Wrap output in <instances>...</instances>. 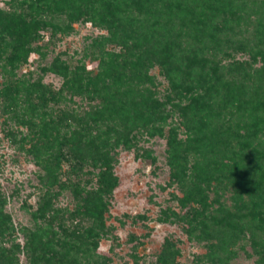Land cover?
Listing matches in <instances>:
<instances>
[{"label": "trees", "instance_id": "obj_1", "mask_svg": "<svg viewBox=\"0 0 264 264\" xmlns=\"http://www.w3.org/2000/svg\"><path fill=\"white\" fill-rule=\"evenodd\" d=\"M6 4L0 7V108L25 128L19 146L28 145L24 151L41 174L31 225L19 229L21 243L13 241L0 192V264H20L19 253L25 264H102L95 249L111 231L104 214L117 185L116 148L136 147L142 132L162 135V125L173 116L186 134L180 138L177 127L169 126L167 164L184 212L178 218L169 214L184 222L189 240L207 244L206 262L196 256V263L228 264L218 256L215 240L245 235L264 261V0ZM79 22L106 33L83 50L97 60L94 70L56 56L41 66V78L15 76L30 52L44 57L47 44ZM42 32L48 33L45 43ZM107 44L118 50H105ZM237 53L241 59H235ZM153 66L166 81L161 97L148 73ZM45 73L61 78L58 88L42 81ZM7 135L15 142L14 134ZM191 155L201 160L194 157L186 173ZM140 156L148 157L147 151ZM67 159L71 164L64 170ZM226 184L227 205L220 201L229 191ZM63 191L69 205L57 203ZM177 254L165 239L155 261L179 264Z\"/></svg>", "mask_w": 264, "mask_h": 264}, {"label": "rangeland", "instance_id": "obj_2", "mask_svg": "<svg viewBox=\"0 0 264 264\" xmlns=\"http://www.w3.org/2000/svg\"><path fill=\"white\" fill-rule=\"evenodd\" d=\"M6 1L8 0H0V7L6 8ZM72 28L68 35H57V40L47 44L46 50H43L44 57L30 52L26 61L15 69V76L26 77L30 74L31 79L41 78V66L48 64L56 56L72 65L81 61L87 70H94L97 60L92 59L91 55L83 56V50L91 38L106 34L105 31L93 27L89 22L74 23ZM42 34V43H45L48 33ZM38 44H41V41ZM114 48L118 50L113 44L105 46V50ZM243 58L246 59V56ZM235 59H241V55L235 54ZM260 65L258 62L254 67L260 68ZM148 73L155 77L156 92L161 97L165 93V79L159 75L155 66L151 67ZM42 81L58 88L61 78L52 73H45L42 75ZM73 100L82 105L77 97ZM165 123L162 125V135L149 136L142 132L137 135L136 147L125 149L120 145L116 148L112 172L117 178V185L111 192L108 209L104 214L105 226H110L111 231L99 238L95 249L99 261L103 260L102 264H157L155 256L165 239L177 248L176 261L179 264H197L196 256L202 263L206 262L207 244L189 240L183 231L186 227L184 222L176 220L184 212L177 201L182 193L177 183L170 178V168L167 164L166 135L169 126L177 127L180 138L185 136L186 130L175 116L167 118ZM9 132L14 134L15 142L10 141V136L7 135ZM24 133L25 128L10 120L8 114L0 108V192L5 199L4 210L10 215L14 228L13 241L19 243L20 227L31 225L30 212L35 208L40 193L38 175L41 174V167L35 165L31 156L24 151L28 145L19 146V138ZM142 149L147 151L148 157L140 156ZM194 157L191 155L187 159L186 173H190ZM195 158H199L196 159L199 161L201 155ZM67 160H62L61 166L64 170L71 164L69 159ZM227 186L229 191L219 194L220 201L223 199L226 205L229 204L228 196L231 194V187L229 184ZM207 195L210 201L213 192L209 190ZM70 199L69 194L63 191L58 196L57 203L61 206L69 205ZM170 212H175L177 218L170 216ZM166 214L169 215L168 220L160 221ZM215 242L218 256L228 264H264L261 254L256 251L246 235L226 240L219 236ZM228 252L229 256L224 258V253ZM18 258L20 264H25L22 253L18 254Z\"/></svg>", "mask_w": 264, "mask_h": 264}]
</instances>
